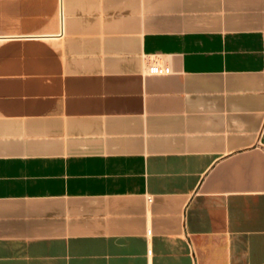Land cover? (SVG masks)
<instances>
[{"label": "crops", "instance_id": "obj_1", "mask_svg": "<svg viewBox=\"0 0 264 264\" xmlns=\"http://www.w3.org/2000/svg\"><path fill=\"white\" fill-rule=\"evenodd\" d=\"M0 264H264V0H0Z\"/></svg>", "mask_w": 264, "mask_h": 264}, {"label": "built area", "instance_id": "obj_2", "mask_svg": "<svg viewBox=\"0 0 264 264\" xmlns=\"http://www.w3.org/2000/svg\"><path fill=\"white\" fill-rule=\"evenodd\" d=\"M152 59H154V58H152ZM149 201H152V198L151 197H149Z\"/></svg>", "mask_w": 264, "mask_h": 264}]
</instances>
